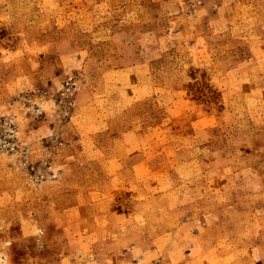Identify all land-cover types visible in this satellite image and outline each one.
<instances>
[{"label": "rangeland", "instance_id": "1", "mask_svg": "<svg viewBox=\"0 0 264 264\" xmlns=\"http://www.w3.org/2000/svg\"><path fill=\"white\" fill-rule=\"evenodd\" d=\"M105 7L114 8L108 16L100 13ZM129 7L137 13L128 15ZM104 25L119 33L99 40L104 34L95 30ZM205 39L209 57L199 51ZM88 43L83 62L50 53L79 58ZM142 57L152 58L153 96L116 116L99 146L123 158L112 169L129 168L135 159L124 158L123 138L133 118L163 121L162 131L135 145L152 156L153 183L144 189L152 201L121 208L116 200L135 189L99 172L94 181L103 190L65 212L101 169V154L82 144L84 129L70 122L78 114L71 87L85 85L104 106L132 89L127 102L143 75L125 67ZM50 105L70 108L63 113L70 142L60 128L42 132L50 117L39 109ZM123 178L130 187L131 177ZM105 214L120 226L101 224ZM27 217L43 219L49 235H24ZM130 217L146 231V255L119 254L138 235L126 228ZM88 227L105 239H84ZM67 251L74 264L90 254L105 264H264V0H0V264H67L59 256Z\"/></svg>", "mask_w": 264, "mask_h": 264}, {"label": "crops", "instance_id": "2", "mask_svg": "<svg viewBox=\"0 0 264 264\" xmlns=\"http://www.w3.org/2000/svg\"><path fill=\"white\" fill-rule=\"evenodd\" d=\"M101 1V0H99ZM110 1V0H109ZM159 1V0H149L150 4H153L154 2ZM161 1H166V0H161ZM105 4V2H104ZM100 5V4H99ZM101 7V6H99ZM125 6H122L124 9ZM114 9V8H113ZM113 9L111 7H105L103 8L101 12L102 15L108 16V14L112 13ZM127 12H130L128 15H133L136 14V9H133L129 7V9H125ZM178 12L181 13V10L178 9ZM107 14V15H106ZM183 16L186 15V12L182 14ZM123 22L125 20H122ZM122 23V22H121ZM123 26H126L125 24H122ZM100 27V29L95 30L97 33L104 34L103 36L99 37V40L103 41L106 40V37H111L112 35L115 36L119 32H116L114 29L111 27ZM130 40H127L129 42ZM124 42L121 41L120 44L122 45ZM87 49L84 51V54L78 58L73 57L71 54H61L58 51L51 50L50 53H57L59 58L63 61L65 58H68L71 63H75L76 59H82L81 62L84 61L86 53L88 52L90 48V44L88 43ZM200 53H205L208 57L211 56L209 46L207 43V40H204V46L203 49H199ZM81 55V53H78ZM152 58L147 59L142 57L139 61L133 62L131 66L125 67V71L135 73L136 71L140 72L143 76L142 79L139 80L140 85H138V90L140 91H135L138 94L135 97H131L127 102L123 101V98L132 96L133 90L132 89H126L124 94L121 92L120 96H117L116 99L113 100L111 103H107L106 106L101 105L100 101L98 99L93 98L91 99V95H94L85 85H78L77 83H74V87H71L72 91H70V95L73 98V103L72 106H76V109L78 114H76L73 118L70 117V122H73L78 128L84 129L83 133H81V136L83 137L82 144H92L95 146V149L101 154L99 157V163L101 164V169L98 171H95L91 174V179L87 178L88 180L83 181V188L80 190H77L76 194L77 196H82L83 199L82 201H78L75 205L71 206V208H66L65 212H68L70 210H73L75 208L85 206L89 204V198L88 195L90 193L103 190L97 188L98 184L97 181L95 182V177H97V174H105L107 177L113 181L114 179H119L120 182V188L126 189V190H133L131 191L132 194H129L124 196L121 201L118 199L116 200L118 202V205H120L121 208H129L134 211L135 209H139L141 207L148 206L151 201H152V193L145 192L144 189L149 183L151 182L150 175H152V170H151V163H148L151 161L152 156L148 157L145 153L140 154V151L137 147H135L136 144H141L143 143V139L146 138L148 140V135L151 133V131L157 132L158 130L162 131L164 129V123L163 121H158V122H153L150 124L145 123L142 121L140 116L138 115L135 116L136 118H133V128L131 130H128L127 133L124 134V143L123 145L125 146V152L126 155L124 158H129V159H135V162H133V166L126 168V169H119L115 167L114 169L111 168V165L115 163H120L123 159L120 156H115V154H112L111 152L103 154L102 151H100V144H101V138L100 136L103 135V133L111 128V125L116 118V116L122 115L126 112H129L131 109L134 107V103L141 101L142 99L153 96L152 92H148V81L146 80V76L148 74L149 70V64L151 62ZM199 63H207L206 58L202 57L198 61ZM77 68L72 67L69 69L72 71V69ZM144 69H145V74H144ZM135 75H133V78ZM143 81V82H141ZM72 86V85H71ZM70 90V89H69ZM79 97H87V98H80ZM90 97V98H88ZM98 98V97H97ZM184 98V97H183ZM192 100V99H191ZM46 113L48 117H50L49 125L48 126H42L41 129L43 133H46V129L48 128L50 130V134L53 133L54 129L56 128L57 130L62 131V134L60 135L61 138H65V142H70V140L67 139L66 136H68V125L70 122H67L66 124H63V113L68 112L70 114V108L66 107L65 110L62 109L61 106L59 105H50V107L45 109V107H40L39 112ZM67 114V113H66ZM205 115V114H204ZM206 116V115H205ZM207 117V116H206ZM211 117V116H209ZM117 119V118H116ZM164 120V119H163ZM65 121V120H64ZM101 134V135H100ZM133 138V139H132ZM153 137H150L152 139ZM146 141V140H145ZM145 147V146H143ZM90 148V147H89ZM137 161V163H136ZM121 168V167H120ZM126 171H129V173H126ZM126 174H128L131 177V186L128 187L127 182H125V179L123 178ZM99 177V176H98ZM133 179V182H132ZM133 186V187H132ZM158 186V185H157ZM87 193V194H86ZM121 195H125L126 192L122 191ZM140 193V194H139ZM166 193V192H165ZM168 193V192H167ZM133 197L132 199L129 197ZM129 202V203H128ZM105 205V202H99ZM118 207V206H116ZM51 210H49V220L56 223L58 222V219L53 215L56 211V206L51 205ZM116 215H103V222L101 224H105L110 228H114L117 225L120 226L121 221H117L118 217H115ZM130 223H128V226L126 227L129 232L135 231L138 232V235L135 237V240H133L132 237L129 238L131 240V243L128 245V247H125L126 251L123 249L119 251V254L123 255L125 254L126 256L131 255L130 253L132 252V249H139L141 251L142 255H146L151 249L150 247L145 246L146 239L148 238L146 235V231H142L139 224L133 220V217H130ZM74 219L73 218H67L66 219V224L69 226L68 230L71 232H74ZM112 222V226L110 223ZM45 222L43 219H38L37 217L31 218L27 217L24 220V223L22 225V230L23 234L29 236H33L35 239L43 240L49 233L45 232L47 229V226L44 225ZM115 229V228H114ZM117 229V234L121 233L119 230L123 229ZM70 232V233H71ZM113 234H115L113 232ZM65 238H69L68 234H64ZM84 239H96L99 238L100 240H104L105 236L99 235V231L96 229H91L88 227L87 232L85 233V236H83ZM132 240L134 243H132ZM50 244H54V241L52 240V237H50ZM39 246H43V243L39 244ZM126 252V253H125ZM130 252V253H129ZM98 256L101 254L100 251L97 253ZM59 256H63V259H65L67 264H74L73 262V253L67 251L66 253H60ZM91 257L87 258L84 262H79L76 264H105L104 261L99 260L98 262H94V255L90 254ZM114 257L117 259L116 254H114Z\"/></svg>", "mask_w": 264, "mask_h": 264}]
</instances>
